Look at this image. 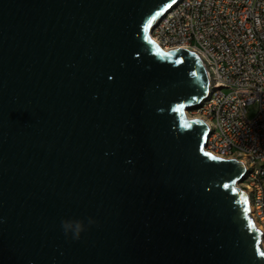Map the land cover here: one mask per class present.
Here are the masks:
<instances>
[{"label":"water","instance_id":"95a60500","mask_svg":"<svg viewBox=\"0 0 264 264\" xmlns=\"http://www.w3.org/2000/svg\"><path fill=\"white\" fill-rule=\"evenodd\" d=\"M179 1L0 0V264H264L203 65L148 38Z\"/></svg>","mask_w":264,"mask_h":264},{"label":"built area","instance_id":"2783aa9c","mask_svg":"<svg viewBox=\"0 0 264 264\" xmlns=\"http://www.w3.org/2000/svg\"><path fill=\"white\" fill-rule=\"evenodd\" d=\"M162 52L186 50L203 65L208 94L191 112L208 130L203 152L244 166L235 186L264 249V0H180L148 30ZM257 111L246 116V107Z\"/></svg>","mask_w":264,"mask_h":264},{"label":"rangeland","instance_id":"374dc122","mask_svg":"<svg viewBox=\"0 0 264 264\" xmlns=\"http://www.w3.org/2000/svg\"><path fill=\"white\" fill-rule=\"evenodd\" d=\"M256 111H257L256 105L250 104L246 107V116L248 118H252L255 115ZM185 113H186V117L187 116L190 118L196 117V114L191 111H186Z\"/></svg>","mask_w":264,"mask_h":264},{"label":"trees","instance_id":"16d2710c","mask_svg":"<svg viewBox=\"0 0 264 264\" xmlns=\"http://www.w3.org/2000/svg\"><path fill=\"white\" fill-rule=\"evenodd\" d=\"M194 109H195V108H193L192 110H194ZM192 110H191V111H192Z\"/></svg>","mask_w":264,"mask_h":264},{"label":"bare ground","instance_id":"6f19581e","mask_svg":"<svg viewBox=\"0 0 264 264\" xmlns=\"http://www.w3.org/2000/svg\"><path fill=\"white\" fill-rule=\"evenodd\" d=\"M264 251V249H262Z\"/></svg>","mask_w":264,"mask_h":264}]
</instances>
